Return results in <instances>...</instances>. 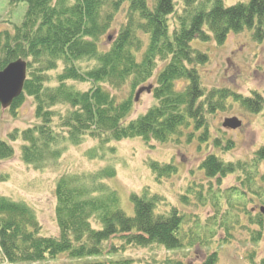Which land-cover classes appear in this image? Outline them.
<instances>
[{"label":"trees","instance_id":"trees-1","mask_svg":"<svg viewBox=\"0 0 264 264\" xmlns=\"http://www.w3.org/2000/svg\"><path fill=\"white\" fill-rule=\"evenodd\" d=\"M9 1L26 2L27 9L24 19L12 32L0 31V70L17 58L26 62L22 92L13 99L8 111L15 114L25 96L30 97L34 116L40 121L38 126L26 128L19 136H10V141L21 139L19 158L25 165L42 169L55 163L62 153L50 128L52 108L58 104L68 106L62 126L75 144L85 135L98 139L101 144L135 137L145 143L151 140L164 143L181 136L190 125L198 132L199 142H207L209 130L205 114L222 110L228 99L252 113L263 111L264 116L263 100L257 93L244 97L227 88L213 87L205 91L195 65L206 63L207 55L191 45L194 39L202 42L212 39L221 45L230 32L243 30L250 31L254 41L264 43V0H247L230 6L222 0ZM176 1L184 4V10L176 15L175 24L170 28L169 15L175 11ZM123 5L127 7L126 22L108 49L101 50L99 40ZM139 33L147 36V44L137 59L143 46ZM84 59L93 66L80 69L77 63ZM158 60L166 63L156 75L155 87L151 84L150 93L156 103L127 121L135 102L132 93L152 77ZM58 64H62V70L55 76V84L48 85L47 72L56 70ZM177 80L186 82L180 90H176ZM69 81L86 82L90 86L80 90ZM105 85L115 91L126 86L129 95L117 99ZM193 129L187 131L188 139L193 136ZM10 141L0 139V161L14 155ZM213 146L219 147V140L214 139ZM255 155L257 161L263 160L264 146ZM147 164L156 180L177 171L171 162L152 160ZM199 169L205 177L219 181L224 176L245 171L246 165L241 161L226 162L209 153L199 163ZM114 176L115 169L110 166L58 176L53 188L56 236L40 233L41 226L27 203L0 196V264L40 263L61 254L79 260L97 259L103 252L101 245L116 235H121L124 245L179 248L182 216L176 208L156 214L160 198L146 188L139 195H129L133 213L128 216L120 208L116 191L105 182ZM7 179V174L0 173V182ZM228 194L243 196L236 189ZM241 201H245L244 196ZM240 212L248 215L249 223L262 227L264 208L260 207L257 214L245 209ZM92 219L98 225L95 228L91 226ZM259 238L260 231L253 233V241ZM251 257V264H256ZM217 261V252L211 251L199 264ZM258 264H264V257Z\"/></svg>","mask_w":264,"mask_h":264},{"label":"rangeland","instance_id":"rangeland-1","mask_svg":"<svg viewBox=\"0 0 264 264\" xmlns=\"http://www.w3.org/2000/svg\"><path fill=\"white\" fill-rule=\"evenodd\" d=\"M222 1L224 5L230 6L247 0ZM26 9V2L0 0V31L12 32L14 26L22 22ZM183 10L184 4L176 1L175 11L169 15L170 28L175 24L176 15ZM126 15L127 7L123 5L115 13L108 31L99 40L101 50L108 49L120 26L126 22ZM138 35L143 46L137 59L147 44V36L142 33ZM108 36L111 39L108 40ZM191 45L207 55L206 63L195 65L205 91L213 87L227 88L244 97H253L257 93L262 97L264 106V43L254 41L250 31L230 32L221 45L212 39L206 42L194 39ZM165 63L166 60H158L152 77L142 85L152 84L154 88L156 75ZM77 66L85 70L93 64L84 59ZM61 70L62 64H58L56 70L47 72L50 78L48 85L55 84V76ZM68 83L80 90H86L90 86L86 82ZM185 84V81L177 80L176 90H180ZM104 87L115 94L117 99L129 95L126 86L119 91L107 85ZM134 94L135 92L132 93L133 98ZM155 103L150 92H142L134 102L127 121L135 119ZM67 109L68 106L63 104L52 108L54 116L50 128L62 153L55 163L42 169L23 164L19 158L21 139L10 141L11 135L19 136L26 128L40 124L34 116L32 98L25 96L15 114L8 109L0 112V139L10 141L14 149L11 158L0 161V173L8 176L6 181L0 182V196L27 203L41 226L40 233L44 236H56L58 228L54 217L53 188L58 176L88 173L110 166L115 169V176L105 182L116 191L120 208L131 216L133 206L129 195H139L147 188L151 195L155 194L160 198L155 207L156 214H165L175 207L182 216V245L174 250H167L156 244L142 248L124 245L121 235H116L101 245L103 252L97 259L89 257L79 260L61 254L56 259L21 264H199L211 251L217 252L216 264H251L250 256L258 264L264 257V214L263 225L259 227L255 223H249L248 215L240 212L245 209L257 214L260 207L264 208V159L257 161L255 155L258 148L264 146L263 111L252 113L228 99L222 110L205 114L209 141L203 143L199 142L198 132L190 125L183 130L181 136L164 143L153 140L145 143L135 137L101 144L98 139L85 135L80 143L75 144L69 140L67 129L62 126ZM232 117L240 121V126L234 129L222 127L224 119ZM192 129L193 136L188 139L187 131ZM214 139L219 140V147L213 146ZM209 153L226 162H245L246 169L224 176L219 181L217 178H207L199 169V163ZM152 160L171 162L177 166V171L169 177L156 180L147 164ZM233 189L242 192L244 202L241 201L243 196H238L239 199L228 194ZM91 226H98L94 219L91 220ZM257 231H260V238L253 241L252 235Z\"/></svg>","mask_w":264,"mask_h":264},{"label":"water","instance_id":"water-1","mask_svg":"<svg viewBox=\"0 0 264 264\" xmlns=\"http://www.w3.org/2000/svg\"><path fill=\"white\" fill-rule=\"evenodd\" d=\"M109 39V38H108ZM26 78V62L21 58L9 62L3 69L0 70V107L2 110L8 108L13 99L18 97L23 89V84ZM152 86H141L135 92V100L145 91L150 92ZM240 121L235 118L224 119L222 126L225 128H237L240 126ZM261 210L263 208L261 207Z\"/></svg>","mask_w":264,"mask_h":264},{"label":"bare ground","instance_id":"bare-ground-1","mask_svg":"<svg viewBox=\"0 0 264 264\" xmlns=\"http://www.w3.org/2000/svg\"><path fill=\"white\" fill-rule=\"evenodd\" d=\"M24 19V18H23Z\"/></svg>","mask_w":264,"mask_h":264}]
</instances>
